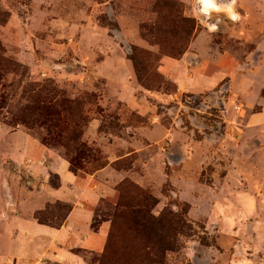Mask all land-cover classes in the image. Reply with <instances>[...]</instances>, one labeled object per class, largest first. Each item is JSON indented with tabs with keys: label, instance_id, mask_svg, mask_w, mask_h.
Here are the masks:
<instances>
[{
	"label": "rangeland",
	"instance_id": "rangeland-1",
	"mask_svg": "<svg viewBox=\"0 0 264 264\" xmlns=\"http://www.w3.org/2000/svg\"><path fill=\"white\" fill-rule=\"evenodd\" d=\"M161 1L0 0V232L25 216L26 193L61 186L50 170L36 175L38 160L45 157V167L54 160L26 157L32 139L81 178L107 168L97 183L112 185L92 223L105 237L93 251H76L87 264H264V58L248 60L256 49L232 41L240 60L232 77L214 90L179 93L170 73L182 57L170 52L190 47L204 15L187 13L199 9L196 0H171L179 5L156 30L151 11ZM187 19L197 25L191 38ZM226 22L230 35L242 23ZM49 132L58 142L45 145ZM75 133L86 158L64 146ZM120 203L180 221L174 249L163 256L162 244L135 239ZM72 208L54 201L34 219L38 213L58 229Z\"/></svg>",
	"mask_w": 264,
	"mask_h": 264
},
{
	"label": "crops",
	"instance_id": "crops-1",
	"mask_svg": "<svg viewBox=\"0 0 264 264\" xmlns=\"http://www.w3.org/2000/svg\"><path fill=\"white\" fill-rule=\"evenodd\" d=\"M180 1L190 3V0ZM236 5L239 22L242 23L232 25L231 35L225 28L228 17L217 19L219 34L214 35L207 25L217 23L216 17L203 16L201 31L182 59L174 63L170 73V79L176 84L179 93L214 90L221 82L232 77L240 63L235 52L230 49L229 43L232 41L241 45L251 44L256 49L248 54V60L256 62L264 58V0H236L234 6ZM187 13L195 18L202 14L197 9L195 11V8ZM117 94L120 101L126 98L124 92ZM91 132L98 139V125L92 124ZM27 146L26 157L29 153L33 156L42 153L50 161L54 160L48 167L42 166L45 157L38 160L35 165L36 175L45 178L50 170L60 177L61 186L58 189L44 186L41 192L26 193V211L23 212L25 216L21 215L13 222H8L6 230L0 232V264H39L43 258L59 264H87L76 251H93L96 238L100 235L105 237L104 228L97 235L92 230V223L95 208L109 193L107 186L112 185L111 181L106 180L103 184L97 183L106 174L107 168L81 178L70 172L69 163L60 158L56 159L36 140L27 139ZM54 201L73 203L61 229L40 225L34 219L36 212ZM9 224H14V227ZM13 237L19 239L18 242L21 241L22 247L19 251H15L14 246L10 247Z\"/></svg>",
	"mask_w": 264,
	"mask_h": 264
},
{
	"label": "trees",
	"instance_id": "trees-1",
	"mask_svg": "<svg viewBox=\"0 0 264 264\" xmlns=\"http://www.w3.org/2000/svg\"><path fill=\"white\" fill-rule=\"evenodd\" d=\"M178 3L171 0H162L161 3H156L154 7L152 8L153 11H151V15L153 19V24L155 26L156 30H160V25L164 21H168L166 17H163L162 14H167L171 18L172 11L175 10L178 7ZM156 17V18H155ZM187 22L191 23L192 30L190 33V38L192 37L194 31L197 30V25L194 20L187 19ZM171 24L173 26L176 25L175 21H171ZM189 48V44L186 47V49L181 51H176L175 49H172L170 54L172 55L173 59H177L178 57H183L186 53L187 49ZM162 50L163 47H162ZM135 62V60H134ZM139 66L136 63V67ZM49 129V128H48ZM58 136V135H57ZM60 137V135H59ZM48 141L51 143L58 142L57 137H52L51 133L49 132V135L46 139H43V144L49 145ZM72 144V146H71ZM67 149H73L75 153H77V157L84 156L86 158L87 155H85L86 152V145L82 141V136L77 135L76 133L74 136H72L68 143H65L64 145ZM84 160V158H83ZM76 160L71 161V165H75ZM145 202V207L147 209L148 204H146L149 200ZM147 205V206H146ZM141 205L139 203H136V206H134V203H120V207L123 209L122 214H120V220L123 221V223L126 225L127 231H130L133 234V237L135 239L144 240L148 242V244H153L154 241H157L158 243L162 244V248L160 249L161 254H164L168 251H172L174 249V244L176 243L177 237L179 234L183 233V230L181 228L182 224L179 221L173 220V222H165L163 218H155L152 216V214L149 215L146 213V209H143L140 207ZM144 208V207H143ZM116 212L115 217L119 216ZM36 220L42 225H49L47 224V221L41 219L40 214H36ZM119 220V218L117 217ZM63 226V223L57 224L55 228H61ZM111 241V237L109 242ZM149 245V247H150ZM100 264H105L104 260L100 261Z\"/></svg>",
	"mask_w": 264,
	"mask_h": 264
},
{
	"label": "clouds",
	"instance_id": "clouds-1",
	"mask_svg": "<svg viewBox=\"0 0 264 264\" xmlns=\"http://www.w3.org/2000/svg\"><path fill=\"white\" fill-rule=\"evenodd\" d=\"M236 0H229L226 4H219L217 0H196V3L199 5V12L202 13L205 17H210L212 12H226L228 14L229 19L233 22L238 21L240 19L239 15L234 10ZM218 24L212 23L208 24L207 27L209 31L215 32L218 30Z\"/></svg>",
	"mask_w": 264,
	"mask_h": 264
}]
</instances>
